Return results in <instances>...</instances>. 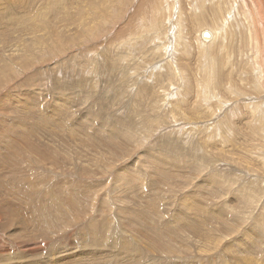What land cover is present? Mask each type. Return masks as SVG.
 <instances>
[{"label":"rangeland","instance_id":"374dc122","mask_svg":"<svg viewBox=\"0 0 264 264\" xmlns=\"http://www.w3.org/2000/svg\"><path fill=\"white\" fill-rule=\"evenodd\" d=\"M0 36V264H264V0H0Z\"/></svg>","mask_w":264,"mask_h":264},{"label":"bare ground","instance_id":"6f19581e","mask_svg":"<svg viewBox=\"0 0 264 264\" xmlns=\"http://www.w3.org/2000/svg\"><path fill=\"white\" fill-rule=\"evenodd\" d=\"M75 0H64V5H67V4H69V3H72V2H74ZM2 4V3H1ZM62 4V3H61ZM38 6V5H37ZM57 13L56 14H60L61 15V13H63V12H60L59 10H57L56 11ZM195 13V12H194ZM199 13V12H198ZM56 14H52V15H56ZM44 15V14H43ZM200 15V14H199ZM195 16V14H193V16L194 17H196L197 19H199V20H203V18L201 17V16ZM39 16H41V15H39ZM43 17V16H42ZM208 30V29H207ZM205 35L206 36V38H207V41L209 42V41H212V40H214L215 39V37H217L216 36V31L214 30V29H211L210 30V32L209 31H201V33H200V37L202 38V36L201 35ZM0 37H2V36H0ZM202 40V39H201ZM203 41H206V39L205 40H203ZM210 43V42H209ZM212 43H214L213 41H212ZM0 49H3V50H6V52H11L12 53V46H13V43H12V41L11 40H7V39H5V38H0ZM6 56V55H5ZM12 56V55H11ZM2 65V64H1ZM81 83V82H80ZM72 88V87H71ZM32 114V113H31ZM114 140H111V142H113ZM23 144L25 145V146H29L28 144H26L25 143V139H24V141H23ZM39 144V143H38ZM40 146V145H39ZM46 147V146H45ZM45 147H42V148H45ZM160 151V150H159ZM157 154V153H156ZM164 155V154H163ZM162 155V156H163ZM140 157V156H139ZM158 157H161V155H159ZM174 157V156H173ZM176 159V158H175ZM210 159V158H209ZM213 159H214V157H213ZM154 161L155 162H160V163H162L164 160H161V158H159V159H157V158H155L154 159ZM210 162V161H209ZM213 163V162H212ZM206 164V163H205ZM204 164V165H205ZM164 166V165H163ZM208 168V167H207ZM162 169V168H161ZM209 169V168H208ZM164 170V169H163ZM166 171V170H165ZM165 171H163V172H165ZM167 174V173H166ZM165 173H164V175H166ZM211 175V174H210ZM167 176V175H166ZM165 178H167V177H165ZM208 187V186H207ZM206 187V188H207ZM250 188V187H249ZM206 190H208V189H206ZM214 192V189H212L211 191H208V192ZM201 192V191H200ZM205 193V192H204ZM215 193H216V191H215ZM214 193V194H215ZM185 194V193H184ZM202 194V193H201ZM208 195V194H207ZM244 195H246V194H244ZM243 195V196H244ZM193 196V195H192ZM188 197V196H187ZM186 198V197H185ZM184 198V199H185ZM186 201H187V199H186ZM191 202V201H190ZM192 203V202H191ZM154 204V203H153ZM188 210H189V208L190 207H194L193 205L191 206V204L189 203V202H186V204L184 205ZM181 207V206H180ZM199 207H201V206H199ZM201 208H205V207H201ZM200 208V209H201ZM191 209V208H190ZM193 209V208H192ZM199 209V210H200ZM203 210H206V209H203ZM192 212V211H191ZM193 212H198L197 211V209H194L193 210ZM192 212V213H193ZM218 212H220L219 210H218ZM35 213V212H34ZM182 213V212H181ZM202 214H205V213H203V211H202ZM220 214V213H219ZM199 215V214H198ZM218 216V215H217ZM200 217V216H199ZM216 217V216H215ZM215 217H214V219H215ZM13 218L14 219H17V218H15L14 216H13ZM201 219H202V216L200 217ZM211 218V217H210ZM212 219H213V217H212ZM184 220V219H183ZM133 221V220H132ZM199 221H201L200 219H199ZM215 221V220H214ZM131 224V223H130ZM129 224V225H130ZM219 224V223H218ZM127 225V224H126ZM127 227V226H126ZM132 227V226H131ZM162 227V226H161ZM134 228V227H133ZM132 229V228H131ZM172 231H174V230H172ZM170 234V233H169ZM97 236V235H96ZM100 236V235H99ZM173 236V235H172ZM96 238H98V237H96ZM102 242H104V241H102ZM112 243V242H111ZM96 244V243H95ZM100 244V243H99ZM110 244V243H109ZM113 244V243H112ZM126 244V243H125ZM122 246H123V244H122ZM166 246V245H165ZM94 247V246H93ZM95 248V247H94ZM103 248V247H102ZM116 248V247H115ZM163 248V247H162ZM207 248V247H206ZM96 249V248H95ZM99 249V248H98ZM114 249V248H113ZM115 250V249H114ZM126 250V249H125ZM208 250V249H207ZM116 251V250H115ZM161 251V250H160ZM167 251V250H166ZM204 251V250H203ZM206 251V250H205ZM208 251H210V250H208ZM96 252V251H95ZM107 252V251H106ZM165 252V251H164ZM173 252V251H172ZM207 252V251H206ZM108 253V252H107ZM127 253V252H126ZM169 253V252H168ZM171 253V252H170ZM123 254V253H122ZM125 254V253H124ZM123 254V255H124ZM127 259V258H126ZM131 259V258H130ZM122 260H124V258L122 259ZM132 260V259H131ZM125 262V261H124ZM77 263V262H76ZM150 263V262H149Z\"/></svg>","mask_w":264,"mask_h":264}]
</instances>
